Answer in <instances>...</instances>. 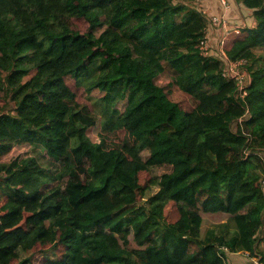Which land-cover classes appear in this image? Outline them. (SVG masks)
<instances>
[{
    "label": "trees",
    "instance_id": "1",
    "mask_svg": "<svg viewBox=\"0 0 264 264\" xmlns=\"http://www.w3.org/2000/svg\"><path fill=\"white\" fill-rule=\"evenodd\" d=\"M197 1L0 0V264H223L256 253L264 0H240L256 24L230 52L251 78L246 95L225 58L202 49L209 17ZM162 74L190 110L155 84ZM132 94L126 149L106 152ZM203 213L224 218L206 225Z\"/></svg>",
    "mask_w": 264,
    "mask_h": 264
},
{
    "label": "crops",
    "instance_id": "2",
    "mask_svg": "<svg viewBox=\"0 0 264 264\" xmlns=\"http://www.w3.org/2000/svg\"><path fill=\"white\" fill-rule=\"evenodd\" d=\"M197 2L199 7L205 10L210 19L214 15L222 16L232 25V27H241L243 30L242 32H244L245 28H253L256 24L253 9L245 6L240 0H225L226 3H223L222 0H198ZM206 35L210 54H213L214 56H223L226 63L231 60L230 52H233V50L241 44V39H238V36H240L238 33L230 31L229 28L228 30H225L221 25L214 24L210 21L206 28ZM262 154H264V152ZM257 243L258 246L256 253H228V256L222 257L223 264H250L251 259L256 256L263 257L264 225L260 231ZM236 254H242L244 258L239 256L233 258L232 255Z\"/></svg>",
    "mask_w": 264,
    "mask_h": 264
},
{
    "label": "rangeland",
    "instance_id": "3",
    "mask_svg": "<svg viewBox=\"0 0 264 264\" xmlns=\"http://www.w3.org/2000/svg\"><path fill=\"white\" fill-rule=\"evenodd\" d=\"M70 22H71V27L74 29L77 28L80 30H85L87 27L86 22L82 19H77V18L73 17L70 20ZM173 81H174V79L169 74H162L155 80V84L158 85V87L164 86L166 88L167 92L169 93V96L173 100L180 102L182 107L186 108L187 110H190L193 107V102H192L191 97L189 95H187L186 93L182 92L174 84ZM68 82L71 85V87L76 90L77 95H78V99L80 101L87 100L83 87L77 86L71 78H68ZM0 103H3V101L1 99H0ZM137 103H139V98L137 97L136 94H132L130 101H129V104L125 107V110H124L125 114L123 115L122 128H121L119 134L118 135L116 134L115 137L114 136L107 137V139L102 138V142H103V145H104L106 152H109V149H111L113 147L126 149L125 146L127 144V138L130 136L131 130L133 128L132 120H138V116H136L133 112V109L137 105ZM133 114L135 115L134 117H133ZM93 134L95 135L97 133L93 130ZM24 149L25 148H23V146H16L14 148V150L10 153L9 156H15V155H17L18 152H22ZM262 155L264 158V154H262ZM137 171L140 175V182L144 185L145 182L147 181V168L144 165L138 164ZM73 176H76V175H73ZM66 179L69 180L68 177ZM149 196H151V193L148 190V193H146L145 196L141 198V200H144L145 198H147ZM121 204L122 203L119 202L118 200H116L114 197H111L110 201L106 204V208H108L109 210H115L118 207H120ZM166 210H167V213L169 216V214H171V212L173 214L174 206L172 204H170L168 207H166ZM203 216H204L206 225L211 223V222L221 220L224 218L223 215L213 214V213H203ZM70 221H72V219H70L68 222H70ZM60 225L62 227H66L68 225V223L60 222ZM63 249L64 248H60L58 250V252H62ZM263 250H264V247H263ZM37 254H38V256H40L41 253L38 252ZM232 256H233V258L236 256L244 258V256L242 254H236V255H232ZM154 264H158V261L156 259H154Z\"/></svg>",
    "mask_w": 264,
    "mask_h": 264
},
{
    "label": "built area",
    "instance_id": "4",
    "mask_svg": "<svg viewBox=\"0 0 264 264\" xmlns=\"http://www.w3.org/2000/svg\"><path fill=\"white\" fill-rule=\"evenodd\" d=\"M223 3H226L225 0H222ZM201 8V7H200ZM202 9V8H201ZM203 10V9H202ZM205 12V10H203ZM206 13V12H205ZM209 21L214 23V24H218L221 25L223 29L228 30V28L230 29V31H234L235 33L240 34L242 32V28L235 26L232 27V25L222 16H218V15H214L211 17V19L209 18ZM227 34V33H226ZM202 49L204 50V52L206 54H210V50H209V44L207 41V35L206 38H204L202 40ZM241 61H237V62H233V61H228L226 63V66L224 68V73L225 75L231 76L232 78H235L240 85V89L242 91V95H246V89H245V85L250 82V76L244 72V70L241 68ZM264 183V181H263ZM225 250L227 251V248H225ZM250 264H264V259L260 256H256L255 258L251 259V263Z\"/></svg>",
    "mask_w": 264,
    "mask_h": 264
}]
</instances>
